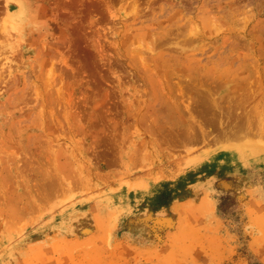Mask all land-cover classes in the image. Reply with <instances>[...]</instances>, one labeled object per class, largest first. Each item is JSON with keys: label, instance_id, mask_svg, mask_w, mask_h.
Wrapping results in <instances>:
<instances>
[{"label": "rangeland", "instance_id": "rangeland-1", "mask_svg": "<svg viewBox=\"0 0 264 264\" xmlns=\"http://www.w3.org/2000/svg\"><path fill=\"white\" fill-rule=\"evenodd\" d=\"M0 264H264V0H0Z\"/></svg>", "mask_w": 264, "mask_h": 264}, {"label": "bare ground", "instance_id": "bare-ground-1", "mask_svg": "<svg viewBox=\"0 0 264 264\" xmlns=\"http://www.w3.org/2000/svg\"><path fill=\"white\" fill-rule=\"evenodd\" d=\"M8 18L5 20V21H7V24H4V33L6 32L7 34H9V35H7L6 33V35L4 34V33H2V34H4L2 37H4L5 39H4V43L6 44L5 46H10V45H15V44H13L10 40H11V38H12V36L10 37V32L9 31H12V30H9L10 28H13V29H15L14 28V26H17L18 24L15 22V20L12 18L13 16H11V15H9L8 14V16H7ZM9 28V29H8ZM3 29V28H2ZM9 32V33H8ZM10 37V38H9ZM3 39V38H2ZM3 41V40H2ZM11 42V43H8V42ZM5 48V47H4ZM12 48H13V46H12ZM11 48V49H12Z\"/></svg>", "mask_w": 264, "mask_h": 264}]
</instances>
